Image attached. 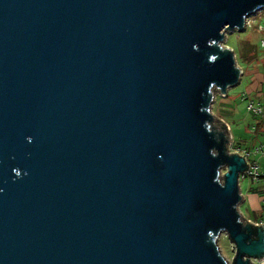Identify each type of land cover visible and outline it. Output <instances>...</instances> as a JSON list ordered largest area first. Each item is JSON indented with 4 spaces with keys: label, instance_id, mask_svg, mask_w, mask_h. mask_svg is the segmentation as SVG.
<instances>
[{
    "label": "water",
    "instance_id": "1",
    "mask_svg": "<svg viewBox=\"0 0 264 264\" xmlns=\"http://www.w3.org/2000/svg\"><path fill=\"white\" fill-rule=\"evenodd\" d=\"M261 3L0 0V264H222L221 226L264 256L232 208L248 166L199 111L241 77L208 40Z\"/></svg>",
    "mask_w": 264,
    "mask_h": 264
},
{
    "label": "clouds",
    "instance_id": "2",
    "mask_svg": "<svg viewBox=\"0 0 264 264\" xmlns=\"http://www.w3.org/2000/svg\"><path fill=\"white\" fill-rule=\"evenodd\" d=\"M253 13L254 14L251 15L247 12L242 14L241 23L236 25L225 23L223 27L219 29V36L222 37V39H210L207 42L208 45L216 46L221 51H227L225 49L226 42L235 36L241 42H247L257 49H264V3L258 4L257 7L253 9ZM242 28L244 29L243 31H241ZM192 48L194 51L199 52V43H193ZM218 59V53L211 54L208 57L210 63H215ZM234 67L240 72L239 66L236 63H234ZM260 81L264 82V73L261 74ZM230 86L232 85L222 86L215 81H212L207 88V92L202 93V95H206V97H208L209 93L211 95L208 104L206 106H201L199 109L201 113H205L210 117L203 121L202 126L206 132L213 134L217 140H219L221 134H223L226 139V143L224 144L226 155L229 157L237 156L248 166L246 171L242 173H247L256 176L257 178L264 177V151L261 150L262 144L258 141L254 147L240 145L237 136L234 135V126L226 119V115L232 114L233 112V109L230 107L231 97H229L225 91V88L228 89ZM255 94L264 97V86L258 87ZM221 101L224 105H229V107L218 109V104ZM249 112H255L257 116V120L252 122L259 123L260 118H264V105L252 104L249 106ZM250 120L251 117H245L244 123L240 124V126H245ZM261 130L264 131V128ZM252 131L256 132V129L253 128ZM26 140L31 143L34 141V137L29 135L26 137ZM209 154L213 158H216L220 155V150L216 147H212L209 149ZM29 155L31 154L29 153ZM157 158L162 160L164 158L163 153H159ZM12 172L15 174L13 177L14 180L21 178L22 174H28L26 171L22 173L20 168H13ZM231 172V165L226 163L218 165L215 169L213 183H218L221 188L226 187L227 178ZM4 191L5 189L0 187V193H3ZM261 204H264V200L259 201L255 207H250L248 203L242 204L241 200L235 202L232 205V208L236 214V223L242 225L244 228L251 225L253 229L258 231V233L264 231V220L259 219L264 217V207H261ZM258 220L259 222H257ZM207 235L215 236L213 241L214 249L222 264H233V261L237 264L238 257L242 264L243 262H247V264H264V256H253L245 253L240 257L238 242L232 237V234L227 227L221 226L218 230L209 229ZM261 239L262 237L259 234L253 237L254 241H259Z\"/></svg>",
    "mask_w": 264,
    "mask_h": 264
},
{
    "label": "rangeland",
    "instance_id": "3",
    "mask_svg": "<svg viewBox=\"0 0 264 264\" xmlns=\"http://www.w3.org/2000/svg\"><path fill=\"white\" fill-rule=\"evenodd\" d=\"M226 45L233 47L235 50L237 64L242 66L245 71L240 84L233 85L227 90L229 97H231L230 107L233 109V115L228 117V121L234 126V135L237 136L238 143L240 145L253 146L256 145L258 141H263L261 138H264V131H252L254 126H257L254 125L256 123L253 124L252 122L257 119V116L248 112L246 108V101L242 100V97L244 96V93L249 92L248 87L250 86V83L256 80V74L258 73V70L256 69L260 68L264 71V50L257 49L247 42H241L235 36L230 38L226 42L225 46ZM262 99L264 101V98ZM263 101L261 102L264 104ZM226 107H229V105H221V102L218 104V109ZM245 117H251V120L245 124V126L241 127L240 124L244 123ZM240 185L239 187L246 197V201H242L243 203H241H248L250 207L257 206L258 202L260 201L262 191L255 189L257 186L264 189V181H261L260 183H254L250 179H244L241 180Z\"/></svg>",
    "mask_w": 264,
    "mask_h": 264
},
{
    "label": "crops",
    "instance_id": "4",
    "mask_svg": "<svg viewBox=\"0 0 264 264\" xmlns=\"http://www.w3.org/2000/svg\"><path fill=\"white\" fill-rule=\"evenodd\" d=\"M263 50V49H262ZM242 69H243V67L242 66H240ZM260 69V68H259ZM258 68L256 69V70H258V73L256 74V80H254V81H252L251 83H250V86L248 87L249 88V92L247 93H244V96L246 95V97H248V98H252V99H255V100H259V101H263V99L262 98H264V97H260V96H257L255 93H256V91H257V89H258V87H261V86H264V82H261L260 81V76H261V74L262 73H264V71L263 70H259ZM244 70V69H243ZM257 72V71H256ZM244 73H245V71H244ZM244 73L241 75V77H240V81H239V83H237V84H240V82H241V79H242V76L244 75ZM256 81V82H255ZM229 96V95H228ZM242 100H244L243 99V97H242ZM245 101V100H244ZM264 102V101H263ZM221 105H223V103H222V101H221ZM232 116L233 115V112H232V114H228V115H226V119L228 120V117L229 116ZM257 120V119H256ZM254 124V123H253ZM254 125H257V126H259V128H260V130L259 131H262L261 129L262 128H264V124L262 123V121H261V119H260V121H259V123H256V124H254ZM254 146V145H253ZM261 181H259V182H254V183H260ZM255 190H261L262 192H263V188H259L258 186L256 187V189ZM262 192H261V197H260V201L262 200ZM243 195H244V193H243ZM244 200H243V202L244 201H246V197L244 196ZM242 202V203H243Z\"/></svg>",
    "mask_w": 264,
    "mask_h": 264
},
{
    "label": "built area",
    "instance_id": "5",
    "mask_svg": "<svg viewBox=\"0 0 264 264\" xmlns=\"http://www.w3.org/2000/svg\"><path fill=\"white\" fill-rule=\"evenodd\" d=\"M244 30V29H243ZM226 46H228L229 48H231L232 49V51H234L235 52V50L233 49V47H231V46H229V45H226ZM264 50V49H263ZM240 69H241V75L244 73V70L240 67ZM227 93V95H228V91L226 92ZM243 99L246 101V108H247V110H248V112H249V106L250 105H252V104H257V105H264L261 101H259V100H255V99H252V98H248V97H246V95L245 96H243ZM250 113H252L253 115H255L256 116V114H255V112H250ZM260 119H262L261 121L263 122V124H264V118H260ZM254 128L256 129V131L258 130V126H254ZM264 136V135H263ZM261 144H262V151H264V139H263V141L262 142H260ZM255 146V145H254ZM253 146V147H254ZM245 171V170H244ZM243 171V172H244ZM240 173H242V172H240ZM239 173V174H240ZM244 179H250L252 182H259V181H264V177H261V178H257L256 176H252V175H249V174H247V173H242V174H240L239 175V177H238V181H239V185H240V183H241V180H244ZM241 186V185H240ZM240 190H241V188H240ZM241 193H243L242 191H241ZM244 196V195H243ZM245 199V198H244ZM243 199V200H244ZM262 200H264V189H263V192H262ZM261 207H264V204H261ZM259 219H262V220H264V217H261V218H259ZM257 222H259V220L257 221ZM230 239V238H229ZM233 264H234V262H233Z\"/></svg>",
    "mask_w": 264,
    "mask_h": 264
},
{
    "label": "trees",
    "instance_id": "6",
    "mask_svg": "<svg viewBox=\"0 0 264 264\" xmlns=\"http://www.w3.org/2000/svg\"><path fill=\"white\" fill-rule=\"evenodd\" d=\"M262 123H263V122H262ZM258 127H259V126H258ZM258 130H260V128H258ZM258 130H257V131H258Z\"/></svg>",
    "mask_w": 264,
    "mask_h": 264
}]
</instances>
